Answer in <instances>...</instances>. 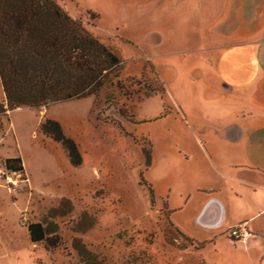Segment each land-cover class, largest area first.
<instances>
[{
  "label": "rangeland",
  "instance_id": "obj_1",
  "mask_svg": "<svg viewBox=\"0 0 264 264\" xmlns=\"http://www.w3.org/2000/svg\"><path fill=\"white\" fill-rule=\"evenodd\" d=\"M55 1L121 65L97 96L44 108L8 109L0 85V264H253L230 230L264 207V0ZM228 199L205 228L201 208ZM33 223L53 241L32 244Z\"/></svg>",
  "mask_w": 264,
  "mask_h": 264
},
{
  "label": "trees",
  "instance_id": "obj_2",
  "mask_svg": "<svg viewBox=\"0 0 264 264\" xmlns=\"http://www.w3.org/2000/svg\"><path fill=\"white\" fill-rule=\"evenodd\" d=\"M120 65L112 50L55 0H0V85L8 109L97 96ZM40 132L63 148L73 167L82 165L77 144L59 123L47 120ZM5 167L23 171L20 159L7 160ZM28 235L34 245L53 241L40 223L30 224Z\"/></svg>",
  "mask_w": 264,
  "mask_h": 264
},
{
  "label": "crops",
  "instance_id": "obj_3",
  "mask_svg": "<svg viewBox=\"0 0 264 264\" xmlns=\"http://www.w3.org/2000/svg\"><path fill=\"white\" fill-rule=\"evenodd\" d=\"M222 47H213L211 50H218ZM224 55L222 54V60L225 61L223 58ZM218 68V67H217ZM247 76L248 73H245ZM219 77V72H218ZM231 82H227L232 87L234 83V78H229ZM248 84V83H247ZM246 85V84H244ZM240 86V85H239ZM235 88V87H234ZM242 88V85H241ZM234 89H232L231 92H233ZM245 168V167H244ZM253 172L260 174V179L258 182L255 183L256 189H264V168L253 166L252 168ZM240 173V172H239ZM242 175V174H241ZM241 175L237 177L238 180L244 179ZM238 198H242V194L239 193ZM234 202L231 199H228L227 201H221V200H215L214 203L209 204L208 206H204L201 208V211L198 214V217H200V222L203 224L205 228L208 230H217L225 226L227 223V216L229 213L228 211L234 209ZM256 213L253 215H247L243 220L246 222L249 229L253 232V238L250 240V245L253 246V248H250L247 250V252L250 254V258L253 264H264V207H260L259 209H256ZM243 222V223H244ZM231 228V226L229 227ZM262 238V239H261Z\"/></svg>",
  "mask_w": 264,
  "mask_h": 264
},
{
  "label": "built area",
  "instance_id": "obj_4",
  "mask_svg": "<svg viewBox=\"0 0 264 264\" xmlns=\"http://www.w3.org/2000/svg\"><path fill=\"white\" fill-rule=\"evenodd\" d=\"M230 236L235 242L246 243L253 238V233L246 226H241L232 228L230 230Z\"/></svg>",
  "mask_w": 264,
  "mask_h": 264
}]
</instances>
